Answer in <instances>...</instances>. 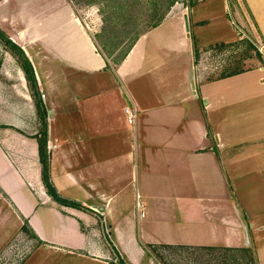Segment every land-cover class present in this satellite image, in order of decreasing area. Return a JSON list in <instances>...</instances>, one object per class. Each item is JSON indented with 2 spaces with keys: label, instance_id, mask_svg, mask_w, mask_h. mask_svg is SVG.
Here are the masks:
<instances>
[{
  "label": "crops",
  "instance_id": "0c3cea01",
  "mask_svg": "<svg viewBox=\"0 0 264 264\" xmlns=\"http://www.w3.org/2000/svg\"><path fill=\"white\" fill-rule=\"evenodd\" d=\"M187 6L115 63L75 0H0L2 201L80 264H152L164 246L249 248L264 264V0ZM3 34L34 67L61 202L45 187L38 105ZM238 40L248 58H232ZM237 118L238 143L225 131Z\"/></svg>",
  "mask_w": 264,
  "mask_h": 264
},
{
  "label": "rangeland",
  "instance_id": "374dc122",
  "mask_svg": "<svg viewBox=\"0 0 264 264\" xmlns=\"http://www.w3.org/2000/svg\"><path fill=\"white\" fill-rule=\"evenodd\" d=\"M75 2L80 8L84 25L86 26L85 21L88 22L100 47L115 63L122 59L137 36L152 28L170 9L176 7L178 10L186 11L190 8L187 6L189 0H75ZM227 16L231 18L230 14ZM166 26L172 27L170 22ZM222 28L220 32L224 34L230 31L227 27ZM212 32V28H209L203 36L212 37ZM206 41H209V38ZM3 46L6 49L4 43ZM250 52L249 44L238 40V52L231 51V56L232 58L237 56L242 60L248 58ZM4 54L5 52L3 56ZM1 56L2 51L0 50V61ZM233 65L230 68L234 69ZM247 66L241 64L238 68H247ZM38 99L37 94L34 98L36 103ZM229 116H234V114H229ZM38 120H41L40 111H38ZM232 122L237 123L232 125ZM225 131L230 133L229 137L238 143V118L236 121H229L225 125ZM1 196L0 194V264H80L73 255H65L62 249L55 246L49 247L48 243L39 240L29 226L28 219L21 215L18 218L16 211L8 207V204L2 201ZM44 218L47 222L51 220L47 212ZM53 218L54 220H51L52 229L58 231L63 228L60 224L62 220L58 221L55 216ZM155 252L162 264H223L224 261L233 262L234 259L231 257L234 254L232 251L221 248L164 246ZM225 256L226 260H224ZM237 256L238 262H245L248 259L243 252L240 254L238 252ZM116 261L118 262V258Z\"/></svg>",
  "mask_w": 264,
  "mask_h": 264
},
{
  "label": "trees",
  "instance_id": "16d2710c",
  "mask_svg": "<svg viewBox=\"0 0 264 264\" xmlns=\"http://www.w3.org/2000/svg\"><path fill=\"white\" fill-rule=\"evenodd\" d=\"M190 4H193V3H190ZM164 16L159 20L158 23L154 24V26H152V27H155L158 24H160V22L163 20ZM2 36H3V43L6 47V49L9 50L16 57V59L18 60V62L21 65V67L23 68L25 75H26V79L28 81V86H29V89L31 91V94L34 98H36L37 92H38V85H37V80H36V76H35V72H34V67H33L31 61L29 60L28 56L26 55L25 51L22 49L21 46H19L17 43L12 41L5 34H3ZM139 36H137V38ZM136 39L134 40V42L136 41ZM134 42L132 43V45L134 44ZM129 49H128V51H129ZM128 51L126 52V54L128 53ZM125 55L122 57V59L125 57ZM196 58H197V55H196ZM37 105H38V109H39L40 114H41L42 127H44V129H42L40 134L37 136L38 142H39L40 159H41V162L43 165V171H42L43 181H44L45 187L47 188V191L50 194V196L53 199L61 202L62 199L59 196L54 184L51 181V177H50L49 151H48V143H47L48 133H47V128H46V121H45V117H44V112L42 110L43 104H41V103H39V101H37ZM226 249L230 250L229 248H226ZM238 252H239V254L241 252H243V255L245 253V257H248V259L245 262H238V257L231 256V257H234L233 262L224 261V263L225 264H255L256 263V258H255V255H254V252L252 251V249L242 248V249H238ZM226 259H227V257L225 256L224 260H226Z\"/></svg>",
  "mask_w": 264,
  "mask_h": 264
},
{
  "label": "built area",
  "instance_id": "2783aa9c",
  "mask_svg": "<svg viewBox=\"0 0 264 264\" xmlns=\"http://www.w3.org/2000/svg\"><path fill=\"white\" fill-rule=\"evenodd\" d=\"M44 96V94H43ZM126 113L128 115V120L130 123H133L134 120L136 119V116H137V112H136V109H134L132 106H127L126 107ZM138 208L141 209L142 207V204L138 201ZM152 264H162L161 261L159 260H156L154 262H152Z\"/></svg>",
  "mask_w": 264,
  "mask_h": 264
},
{
  "label": "water",
  "instance_id": "95a60500",
  "mask_svg": "<svg viewBox=\"0 0 264 264\" xmlns=\"http://www.w3.org/2000/svg\"><path fill=\"white\" fill-rule=\"evenodd\" d=\"M184 19H185L186 30L188 32V35H190V20H189V16L187 13L184 15ZM247 239L249 243V236L247 237Z\"/></svg>",
  "mask_w": 264,
  "mask_h": 264
}]
</instances>
